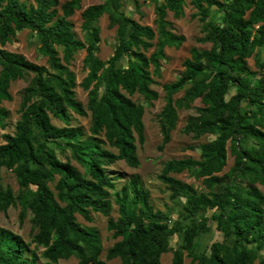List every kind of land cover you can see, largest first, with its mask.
Here are the masks:
<instances>
[{"label": "trees", "instance_id": "1", "mask_svg": "<svg viewBox=\"0 0 264 264\" xmlns=\"http://www.w3.org/2000/svg\"><path fill=\"white\" fill-rule=\"evenodd\" d=\"M125 1L103 0L87 8L81 41L70 20L83 0L63 5L58 0H0V130L7 128L9 113L2 104L12 101V84L30 78L15 133L0 135V213L19 208L21 225L32 216L30 244L0 229V264H59L72 258L77 264H162L171 252V264H185L186 257L192 264H264V193L259 189L264 186V61L258 62L259 74L248 66L264 50V0H190L197 10L192 19L202 24L199 43L210 48L191 50L183 74L164 87L158 149L163 152L171 143L179 111L198 101L202 107L187 119L183 134L213 139L200 147L199 160L169 161L161 171L159 180L171 201H184L177 221L172 213L155 210L137 176L119 191L108 169L118 163L140 167L137 144L146 142V107L132 98L140 96L147 107L159 99L152 87L161 78L166 50L184 43L168 16L185 18L187 0H152L156 30L131 18ZM103 17L116 30L108 61L98 58ZM25 31L33 35L45 66L5 50ZM80 52H86L87 76L81 84L88 93L86 107L77 100V77L71 70ZM180 93L183 97L176 99ZM70 113L90 117L92 139L71 126ZM53 119L64 127H56ZM102 136L105 142L97 140ZM229 157L234 165L224 173ZM4 171L14 175L17 193L4 186ZM186 172L201 181L204 192L172 177ZM112 193L119 217L109 219L108 231L119 241L102 261L99 232L83 227L77 217L89 223L92 214L109 218ZM211 223L222 241L199 254L197 242L211 234ZM177 236H182V246L173 250ZM39 249L44 250L40 256Z\"/></svg>", "mask_w": 264, "mask_h": 264}, {"label": "rangeland", "instance_id": "2", "mask_svg": "<svg viewBox=\"0 0 264 264\" xmlns=\"http://www.w3.org/2000/svg\"><path fill=\"white\" fill-rule=\"evenodd\" d=\"M35 1L36 0H28V3L34 4ZM58 1L60 5H63L68 0ZM102 3L103 0H83L82 9L77 12L70 20L73 25V32L77 39L81 41L85 40L81 29L83 23L82 13L87 8ZM186 4L185 18L176 21L171 14L168 16V20L174 25V33L179 37H183L184 43L179 49L172 48L166 50V60L161 63V78L155 79L156 84L152 87V89L158 93L159 99L153 103L152 107H147L143 98L140 96L136 95L132 98L133 102L146 107V114L144 118L146 142L144 146L137 144L140 167L138 169H131L125 163H118L108 169L110 176L117 180V190L119 191L132 177L137 176L140 179L144 189L149 191L151 195V204L155 210L164 213H172L174 221H177L182 215L184 201H171V193L159 180L161 171L164 165L169 161L182 159L199 160L200 147L213 139L211 137H205L200 140H195L193 136H186L183 134V129L186 125L187 119L191 116H195L196 109L202 107L201 103L198 101L192 106V109L188 111H179L178 128L172 134L171 143L165 148L163 152H159L158 149L162 143V136L158 124V116L165 106L164 87L175 83L183 74L184 63L190 58L191 50H207L210 48L209 45H203L199 43V40L203 38L202 24L198 19H192V16L197 13V10L192 7L191 1L187 0ZM124 6L126 13L136 22L142 26L151 27L152 29L156 30V12L155 5L152 0H126ZM214 19L219 22L220 15L215 14ZM99 27L101 29V44L98 58L102 61H108L113 56L116 45V30L109 27V21L107 17H103L99 21ZM5 50L10 53L23 56L28 61L36 65H46V60L39 56L38 45L33 35L29 31L18 34L13 43L7 45ZM85 57L86 52L78 53L75 57V61L72 63L71 70L77 77V100L86 107L88 102V93H86L81 88V84L87 76V71L84 68ZM261 61H264V50L260 52L257 51L253 57L248 60V66L251 71L259 74L260 70L258 68V62ZM29 84L30 78L17 81L12 84L10 90L12 101L2 104V107L9 113V118L6 122L7 128L4 131L0 130V135H13L15 133L16 124L20 119L19 110L22 103V95ZM182 97L183 93H180L176 99H180ZM70 115L72 119L71 126L80 130L83 133L84 139H92V136L89 133L91 125L90 117L81 118L73 113H70ZM52 122L58 128L64 127V124L58 120L53 119ZM97 140H102L105 142L103 136L97 138ZM2 144L3 141L0 139V145ZM105 147L109 149L106 143ZM111 151L115 152V150L112 149ZM59 156L63 161H65L63 156ZM73 165L79 168L75 162H73ZM233 165L234 160L233 158L229 157L228 166L224 173H228L232 169ZM2 176L4 186L12 187L17 193L18 187L14 175L10 172L4 171ZM172 177L193 186V188H195L198 192L205 191L201 185V181L196 180L187 172L181 175H172ZM259 189L264 193V186H259ZM112 205L113 211L109 218L98 214H92L93 221L89 223L80 216L77 217L78 222L83 227L88 229L92 228L99 232L103 246V253L101 256L102 261H106L107 251L119 241L114 240L112 238V233L108 231L109 219L116 221L119 217L118 207L115 204L114 193H112ZM19 214V208H11L6 214L0 213V229L12 232L20 236L26 244H30L32 240V216H29L24 224L21 225L19 221ZM210 216L211 214H209V217ZM210 225L213 228L211 234L202 236L197 242L199 254H202L205 251L208 252L212 243L222 241V236L219 233H215L212 223ZM182 242V236H177L172 239L171 247L173 250H177L182 246ZM30 248L31 250H36L35 245H31ZM43 252V249L36 251L38 256H40ZM172 259L173 253H168L162 257V264H171ZM59 264H77V260L72 258L69 261H61ZM109 264H121V262L119 260H114L109 262ZM185 264H192L191 260L187 257L185 258Z\"/></svg>", "mask_w": 264, "mask_h": 264}]
</instances>
